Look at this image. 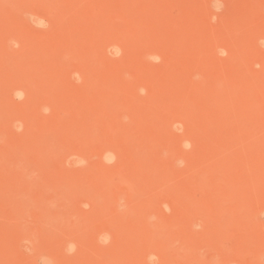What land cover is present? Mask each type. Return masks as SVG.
<instances>
[{"label": "rangeland", "instance_id": "obj_1", "mask_svg": "<svg viewBox=\"0 0 264 264\" xmlns=\"http://www.w3.org/2000/svg\"><path fill=\"white\" fill-rule=\"evenodd\" d=\"M217 7L0 0L2 264H264V0Z\"/></svg>", "mask_w": 264, "mask_h": 264}, {"label": "clouds", "instance_id": "obj_2", "mask_svg": "<svg viewBox=\"0 0 264 264\" xmlns=\"http://www.w3.org/2000/svg\"><path fill=\"white\" fill-rule=\"evenodd\" d=\"M223 7H224V0H218L217 11L218 12L221 11L223 9ZM216 19H217V17L214 16L213 17V22H215ZM11 43H12V46L14 48H19V46H20L18 41H12ZM261 44H262V46H264V40L261 41ZM113 47H115V46H113ZM112 48H110L108 50L109 53H111ZM220 54L221 55H227V51L226 50H220ZM149 59L151 61L155 62V63H160L161 62V57H159L158 55L151 56V57H149ZM256 67H260V65H256ZM73 75H74V79L77 81V83H79L81 81V77L79 76V74L78 73H74ZM140 92H141V95H146L147 94V90L146 89H141ZM14 97L17 100H22L23 99V93L17 90L14 93ZM42 111L44 112L45 115H47L51 111V109L48 108V107H44L42 109ZM13 127L15 128V130L17 132L22 131V125H20L19 122L14 123ZM113 161H114V157H113L112 160H108L106 162L107 163H112ZM84 207L87 208L88 206L84 205ZM166 210L170 211V209H166ZM99 241L102 244L107 245V244H109L111 242V235L110 234H104V235H102L99 238ZM75 250H76V245L75 244L68 245L67 252H68L69 255L74 253ZM0 264H2V261H0ZM41 264H53V262L51 260L47 259V258H44V260L41 262ZM149 264H160L159 257H157L155 255L149 257Z\"/></svg>", "mask_w": 264, "mask_h": 264}, {"label": "bare ground", "instance_id": "obj_3", "mask_svg": "<svg viewBox=\"0 0 264 264\" xmlns=\"http://www.w3.org/2000/svg\"><path fill=\"white\" fill-rule=\"evenodd\" d=\"M31 237V236H30Z\"/></svg>", "mask_w": 264, "mask_h": 264}]
</instances>
